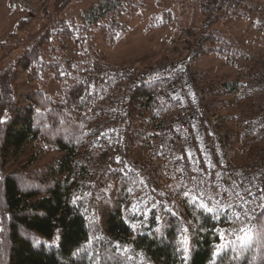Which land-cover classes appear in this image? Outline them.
Masks as SVG:
<instances>
[{
	"label": "trees",
	"instance_id": "16d2710c",
	"mask_svg": "<svg viewBox=\"0 0 264 264\" xmlns=\"http://www.w3.org/2000/svg\"><path fill=\"white\" fill-rule=\"evenodd\" d=\"M72 1L54 0L53 23L0 76V264H264V192L245 198L249 220L238 207L241 201H217L199 178L190 184L173 181L155 193L138 169L132 152L149 142L151 154L171 174L166 137L159 134L160 113L168 107L161 96L163 83L132 85L120 72L92 86L82 76L87 66H107L87 58L91 55L87 44L97 51L95 34L100 32L115 45L131 30L121 20L122 13L135 16L143 1L97 0L80 21L58 17ZM195 5L200 23L182 28L181 34L185 29L198 33L203 25L198 0ZM243 5L237 13L217 16L200 34L198 57L217 54L234 64L240 50L229 33L213 27L235 17L248 19L255 8H262L254 0H244ZM174 17L171 8H164L147 28L172 25ZM252 23L264 37V16ZM64 38L77 45L78 59L67 55ZM19 68L30 83L57 80L60 92L34 88L18 93ZM213 84L221 95L255 100L251 115L264 107V100L258 101L263 93L248 88L240 78ZM122 109L126 130L113 143L111 116ZM7 112L9 118L3 119ZM33 141L55 147L60 157L33 167L39 157L35 153L8 169ZM192 197L217 209L216 216L199 208ZM229 204L236 207L228 208ZM234 212L240 213L239 219ZM249 225L253 243L242 250L237 238L245 237L240 229ZM217 229L226 230V239L236 243L214 258L215 246L221 243ZM185 237L187 253L180 243Z\"/></svg>",
	"mask_w": 264,
	"mask_h": 264
},
{
	"label": "built area",
	"instance_id": "2783aa9c",
	"mask_svg": "<svg viewBox=\"0 0 264 264\" xmlns=\"http://www.w3.org/2000/svg\"><path fill=\"white\" fill-rule=\"evenodd\" d=\"M243 2L198 0L204 14L198 33L185 29L173 42L170 54L147 67L95 65L82 71V76L92 86L120 72L132 85L163 83L161 96L168 107L160 113L163 127L159 134L166 137L171 174L163 171L154 155L137 163L155 193L166 188L162 186L161 177L167 185L180 180L190 184L199 178L217 201H240L237 192L244 199L264 192V107L232 126L219 108L222 99L216 85L197 64L200 34L206 32L220 14L241 11ZM242 82L264 95V58L256 68L245 71ZM123 116L124 109L114 111L111 116L113 143L123 134ZM124 160L122 155V163Z\"/></svg>",
	"mask_w": 264,
	"mask_h": 264
},
{
	"label": "rangeland",
	"instance_id": "374dc122",
	"mask_svg": "<svg viewBox=\"0 0 264 264\" xmlns=\"http://www.w3.org/2000/svg\"><path fill=\"white\" fill-rule=\"evenodd\" d=\"M95 1L97 0H73L58 17L68 21H80L82 14ZM124 1L128 2L129 0ZM142 1L141 8L135 16H130L127 11L122 13L121 20L131 26V30L122 35L115 45L108 44L103 39L102 34L97 32L95 34L97 51L87 44L91 54L87 58L101 60L107 66L128 65L144 68L170 54L173 42L181 36L182 28L191 23L196 25L200 23L201 15L195 5L197 0ZM254 2L259 3L262 8H255L248 19L235 17L214 25L213 28L219 27L229 33L236 47L240 50V55L234 64L217 54H202L201 57H198L197 64L200 70L205 72L207 79L211 82L230 81L236 78H240L242 82L245 71L248 68H256L261 59L264 58V37L252 23V20L259 15L264 16V0H254ZM164 8L172 9L175 16L174 23L156 29H148L147 25L153 15ZM54 17V0H0V76L4 69L25 53L49 28ZM22 22L24 25L18 27ZM11 32H14V35L7 37V34ZM64 41L68 43L67 55L77 56V45L69 43V40L65 38ZM56 43L59 45L58 42ZM34 88H43L55 94L60 92L57 80L49 77L45 84L30 83L25 71L19 68L15 79L17 92L23 93ZM220 97L225 100L221 112L232 126L251 116V110L257 106V103L256 106L253 103L255 100L238 99L235 94H220ZM261 100L263 102L264 97L258 101ZM9 116L10 114L7 112L3 119H8ZM122 126L123 131H125L123 120ZM135 151L132 152V155L137 156L138 159L135 158L137 162H142L144 159L148 160L152 156L151 143L146 142L139 147L137 153ZM35 153H38L39 157L34 161L33 167L57 159L61 155V152L55 147L40 141H33L27 145L26 153L21 155V159L9 163L8 169L15 167L20 160H28ZM161 181L163 187L167 186L164 178L161 177ZM136 202L138 203L137 199Z\"/></svg>",
	"mask_w": 264,
	"mask_h": 264
},
{
	"label": "snow or ice",
	"instance_id": "6c2138e0",
	"mask_svg": "<svg viewBox=\"0 0 264 264\" xmlns=\"http://www.w3.org/2000/svg\"><path fill=\"white\" fill-rule=\"evenodd\" d=\"M185 195L187 196L188 193H185ZM236 196L239 197L240 201H241V203L239 204L238 207L240 209L244 210V215H245L246 219L251 220L252 217L250 215H248V213L246 211L249 201L247 199H244V197L239 192L236 193ZM192 201L194 204H197L198 207L203 209L205 212L213 214L214 217L216 216L217 209H214L212 207H208L207 203H204L202 201V199H198L197 197H192ZM73 202L75 203V200ZM235 207L236 206L232 205V204L228 205V208H235ZM224 210L227 211V209H224ZM234 215L236 216L237 219H239L240 213L234 212ZM132 227H136V226L132 225ZM185 231H187V230L185 229ZM225 231L226 230H223V229H217V233L219 235V239H220L221 243L215 246L216 250L213 252L214 258L217 256H220L226 250L232 249L236 243L235 240L226 239ZM240 231L245 233V237H243V238L238 237L237 239H239L241 242V249L242 250L247 249L253 243V237L251 235H249V233L252 232V227L249 225L246 228L240 229ZM180 243L183 245L184 252L187 253L189 250L188 238L185 237L182 241H180Z\"/></svg>",
	"mask_w": 264,
	"mask_h": 264
}]
</instances>
